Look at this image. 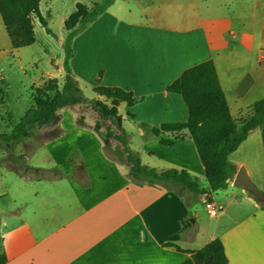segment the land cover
<instances>
[{
	"label": "crops",
	"instance_id": "crops-1",
	"mask_svg": "<svg viewBox=\"0 0 264 264\" xmlns=\"http://www.w3.org/2000/svg\"><path fill=\"white\" fill-rule=\"evenodd\" d=\"M72 49L70 68L79 87L85 82L92 89L99 78L103 86L142 99L117 108L141 164L158 172L185 170L204 193L136 185L126 165L105 156L103 145L47 148L56 165L36 168L57 169L61 176L34 180L32 201L25 191L18 193L23 201L10 199L19 184L13 190L5 184L0 192V199L11 200L0 203V264H194L176 247L197 251L214 239L223 244L227 264H264V210L233 186L243 167L264 192V127L228 156L235 174L227 188L208 194L188 131L169 135L178 138L170 147L141 125L186 122L182 97L167 87L184 70L209 60L232 118L251 113L264 97V0H114L73 39ZM92 99L103 100L97 94ZM81 105L86 104L73 107ZM60 125L56 141L68 131L64 118ZM73 153L83 167L76 178L70 176ZM207 199L219 211L215 217L206 211L205 219Z\"/></svg>",
	"mask_w": 264,
	"mask_h": 264
},
{
	"label": "trees",
	"instance_id": "trees-1",
	"mask_svg": "<svg viewBox=\"0 0 264 264\" xmlns=\"http://www.w3.org/2000/svg\"><path fill=\"white\" fill-rule=\"evenodd\" d=\"M40 1L0 0V17L12 48L28 47L35 42L34 18L49 33L47 23L39 9ZM113 1L105 0L91 7L82 3L75 5L74 12L64 21L67 35L63 44L65 76L61 89L57 90L55 79L40 88L38 90L40 95H46L52 91H55V94L44 100L37 96L36 107L25 112L10 135L0 133V141L4 143L19 141L29 134V128H41L54 122L58 110L86 103L97 116L95 130L99 131L101 124L108 122L102 136L105 156L116 163L126 165L128 167L127 178L132 183L139 186L158 185L166 189H176L179 195L185 192L201 195L204 190L199 188L185 170L167 169L158 172L154 168L142 165L138 153L130 148V135L121 126V117L118 115L117 108L120 103L132 107L140 102L141 98L119 87L103 86L97 78L92 91L103 100L87 99L72 74L70 60L73 56V39L103 13ZM167 91L182 97L189 113L187 121L165 124L160 127L141 124L143 129L157 138L160 145L170 147L178 138H171L169 135L186 129L204 169L209 187L208 194L227 188L235 174V168L229 163L228 156L247 139L250 132L264 127V97L254 103L251 113L246 118L240 121L234 120L219 83L215 65L210 60L184 70L167 87ZM112 141L116 142L115 146H112ZM31 172L36 177H45V174L49 173L54 177L61 176L57 169L33 168ZM73 177L76 178L77 175L73 174ZM258 204L264 210V205ZM167 245L171 246L170 243ZM176 248L189 253L194 264H227L223 244L219 239L212 240L197 251Z\"/></svg>",
	"mask_w": 264,
	"mask_h": 264
},
{
	"label": "rangeland",
	"instance_id": "rangeland-1",
	"mask_svg": "<svg viewBox=\"0 0 264 264\" xmlns=\"http://www.w3.org/2000/svg\"><path fill=\"white\" fill-rule=\"evenodd\" d=\"M103 1L105 0H41L39 9L47 23L49 33L34 18L35 42L19 49L11 47L0 19L1 134L10 135L12 133L25 112L36 107L37 96L43 100L54 96L55 91L46 95L38 93V90L46 86L50 80L55 79L57 90L61 89L65 76L63 44L67 35L64 21L74 12L77 3L91 7ZM80 89L87 99L95 97L92 89L85 82L80 83ZM87 105L60 109L54 122L41 128H29V134L19 141L10 143L0 141V192L5 184L9 185L11 190L19 184V190L12 192L10 199L14 197L17 201H23L18 197V193L25 191V199L32 201L31 192L34 188V180L44 178L36 177L31 169L56 165L53 164L55 160L47 148H101L102 136L108 122L101 124V133L97 132L94 128L95 119L92 110ZM62 118H64V126L68 131L56 141L55 139L62 133L60 128ZM111 144L115 146L116 142L112 141ZM136 146L142 148L140 144ZM76 157L75 153L69 157L70 162H73L75 166L70 174L72 177L73 174L80 175L83 172L81 162L74 160ZM50 177L52 175L49 173ZM10 201L8 195L0 199V203L3 204H9ZM202 210H204L206 219L208 216L206 209L202 208Z\"/></svg>",
	"mask_w": 264,
	"mask_h": 264
},
{
	"label": "water",
	"instance_id": "water-1",
	"mask_svg": "<svg viewBox=\"0 0 264 264\" xmlns=\"http://www.w3.org/2000/svg\"><path fill=\"white\" fill-rule=\"evenodd\" d=\"M233 186L241 188L252 195L260 204L264 205V192L259 190L247 175L245 168L240 167L234 177Z\"/></svg>",
	"mask_w": 264,
	"mask_h": 264
},
{
	"label": "built area",
	"instance_id": "built-area-1",
	"mask_svg": "<svg viewBox=\"0 0 264 264\" xmlns=\"http://www.w3.org/2000/svg\"><path fill=\"white\" fill-rule=\"evenodd\" d=\"M205 209L207 211V214L210 217H215L219 211V209L214 205L213 202H211L210 200H206L204 203Z\"/></svg>",
	"mask_w": 264,
	"mask_h": 264
}]
</instances>
